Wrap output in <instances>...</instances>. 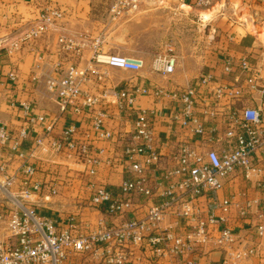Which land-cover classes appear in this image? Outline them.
Instances as JSON below:
<instances>
[{"label":"built area","instance_id":"built-area-1","mask_svg":"<svg viewBox=\"0 0 264 264\" xmlns=\"http://www.w3.org/2000/svg\"><path fill=\"white\" fill-rule=\"evenodd\" d=\"M142 0H114L110 6V18L115 21L126 12L137 8ZM169 5L168 0H146ZM190 8L208 9L219 0H179ZM264 3V0H262ZM54 17H61L62 11L52 10ZM42 32L33 30L14 43L33 42ZM62 51L79 52L71 38L59 40ZM94 52L86 67L81 70L72 63L60 77H49L47 88L60 104V113L83 114L92 118V131L96 140H119V134L105 125L106 112L97 111L101 97L83 89L90 73H97L100 65H107L126 71L139 72L145 67L140 58L121 55H106L95 43ZM177 57L167 52L154 56L152 70L163 76L175 72ZM224 73L245 76L234 84L213 88L211 74L201 79L200 86L188 87L184 91H168L156 87L152 94L168 97L182 105L181 112L168 118L176 128L191 130L195 140L177 139L171 154L172 166L160 168L163 155L159 151L156 121L165 118L163 112L137 108L140 95L150 94V89L134 88L116 93L119 110L134 119V129L128 135L120 136L124 146L120 158L114 162L125 164L126 171L119 190L114 193L103 183L87 180L83 203L106 213L109 219L91 223L85 216L61 217L49 214L50 204L67 187L71 180L63 178L57 169L44 170V164L63 155L84 166V177H94L104 162L103 152L87 137L78 138L80 127L70 125L58 135H53V126L47 125L42 134L37 126L45 118L36 115L32 103L22 104V118L25 125L18 136L8 125L0 126V264H136L135 251H139L147 264H162L181 259L183 264H199V252L213 245L223 250L234 249L238 242L237 233L230 228H220L228 221L227 215L232 200L226 198L204 206L202 199L224 188L226 178L239 170L247 177L252 172L260 173L258 166L264 163V77L261 70L248 57H242L238 66L227 59ZM238 73V74H237ZM12 82L17 81V72H11ZM247 89L258 92L262 104L257 107L245 105L241 109L230 108L228 112H207L211 117L221 114L224 120L222 132L208 128L199 117L198 108L203 96L209 104L224 98L240 101L246 97ZM205 102V101H204ZM11 106L16 102L10 100ZM33 144L26 152L22 150L23 140ZM223 142L220 148L215 144ZM208 146L206 151L199 146ZM8 149V150H7ZM7 150L6 155L3 154ZM15 162L18 168H13ZM110 164V161L106 162ZM161 169V170H159ZM159 171V172H158ZM158 172V173H156ZM42 174L46 175L42 177ZM257 187L262 192L261 206L264 208V179ZM217 212H219L217 214ZM248 205L240 208L245 216ZM168 217L179 221L176 225L166 224ZM257 237L264 235V223L256 226ZM250 248L233 250V257L240 260L253 255Z\"/></svg>","mask_w":264,"mask_h":264},{"label":"crops","instance_id":"crops-1","mask_svg":"<svg viewBox=\"0 0 264 264\" xmlns=\"http://www.w3.org/2000/svg\"><path fill=\"white\" fill-rule=\"evenodd\" d=\"M168 1L170 6L179 4L180 9H191L189 5L181 6L179 0ZM113 2L114 0H0V126L8 125L14 130V137L18 136L20 128L25 125L22 104L32 103L35 114L43 116L46 120L43 125L37 126L38 134H42L45 126L52 125V133L56 136L70 125L76 124L80 127L77 137H87L103 151L101 158L104 162L99 167L97 175L90 178L84 177L82 164L63 155L44 164V170L55 168L63 178L69 176L71 180L67 187H62L61 194L47 204L50 208L49 214L60 215L63 218L74 214L78 215L77 219L82 215L93 224L99 219L109 218L105 212L92 209L82 202L86 194L85 182L92 180L103 183L114 193L119 190L126 166L114 162V159L120 158L122 154L125 141L120 136L128 135L134 129V119L122 113L117 106L115 96L117 91L144 87L150 89V94L138 97L136 105L140 109L163 112L166 116L155 123L159 151L163 155L160 168H164L173 165L170 158L176 140L182 138L195 140V136L191 130L176 128L168 118L172 113L181 112V103L168 97H156L152 94L154 88L184 91L188 87L200 86L201 79L209 74L213 76L210 85L213 88L234 84L237 79L244 82L245 76L242 74L237 77L224 73L227 59L238 66L242 57H248L259 67L264 77V39L259 31L264 25L262 0H219L215 5L219 6L216 11L218 13L208 22L211 25L207 40L210 44L209 50L200 48L199 55L195 56L196 62L201 68H205V72L201 75L182 72L181 60L179 61L176 56L175 72L167 77L152 70V62L158 50L151 54L142 50L141 34L137 26L142 19L157 20L158 17L164 16L172 20V13H161L160 8H155L154 2L142 0L137 8L112 21L109 10ZM215 6L211 9H216ZM53 9L61 10L62 16L54 17ZM39 28L42 32L35 41L23 44L19 42L20 47L14 48V43H18L29 32ZM62 37L73 39L80 51L78 53L62 51L59 43ZM97 40L101 52L106 55L140 58L145 62V67L139 72L100 65L97 73H90L89 79L83 84L85 91L101 97V103L96 109L107 113L105 125L119 134V140H96L90 116L85 114L77 116L71 113L62 115L57 98L50 93L46 84L49 77H60L72 63H77L83 70L92 57L93 46ZM11 72H17L16 82L10 79ZM245 95L246 97L240 101L226 97L215 104H209L203 96L205 102L203 101L197 110L201 112L199 117L205 120L208 128H218L221 131L224 126L223 116L218 114L211 117L207 112L222 113L228 112L230 108L241 109L245 105L257 107L262 104L260 93L247 89ZM10 100L15 101L16 106H11ZM32 144L30 139L23 140L22 150L26 152ZM215 145L224 147L223 142H217ZM198 149L206 151L208 146H199ZM7 150H4V155L8 153ZM108 161L110 164L106 163ZM258 166L262 169L260 173L252 172L247 177L244 170H239L225 179L222 190L201 200L204 206L212 202L213 196L218 201L226 198L232 200L233 204L227 215L228 221L221 223L219 227L221 229L227 227L237 233L238 242L232 250L209 245L199 252V264H264V235L262 237L256 235V226L264 223V208L260 202L262 192L257 187L258 182L264 179V163ZM18 167L19 163L15 162L13 168ZM44 176L46 175L42 174V177ZM246 205L248 212L241 216L240 208ZM177 223L174 217H168L166 220V224ZM237 248L243 252L253 248L255 252L236 260L233 257V250ZM134 253L136 264H147L146 258L139 251ZM162 264H183V261L166 260Z\"/></svg>","mask_w":264,"mask_h":264},{"label":"rangeland","instance_id":"rangeland-1","mask_svg":"<svg viewBox=\"0 0 264 264\" xmlns=\"http://www.w3.org/2000/svg\"><path fill=\"white\" fill-rule=\"evenodd\" d=\"M154 4L156 9L160 8L159 12L172 13V20L164 16L158 17L157 20L142 19L137 26L139 34H141L142 50L147 54H151L154 50H158L157 53L173 54L178 57L179 61L181 60L182 72L194 75L203 74L205 68H201V65L196 62L195 56L199 55L200 48L209 50L210 44L207 43V40L211 25L208 22L216 16L219 6H215L217 9H211L212 7L208 9H180L179 4L172 6L160 5L161 3L155 2ZM263 28L264 25L260 27L259 31L263 34L261 37L264 39ZM80 264H87V262L82 260Z\"/></svg>","mask_w":264,"mask_h":264},{"label":"bare ground","instance_id":"bare-ground-1","mask_svg":"<svg viewBox=\"0 0 264 264\" xmlns=\"http://www.w3.org/2000/svg\"><path fill=\"white\" fill-rule=\"evenodd\" d=\"M217 9V8H216ZM212 12V11H211Z\"/></svg>","mask_w":264,"mask_h":264}]
</instances>
